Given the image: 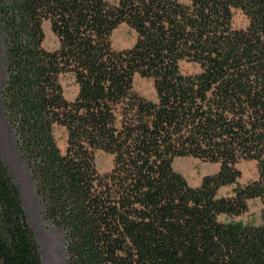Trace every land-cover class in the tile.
Masks as SVG:
<instances>
[{
    "label": "trees",
    "instance_id": "1",
    "mask_svg": "<svg viewBox=\"0 0 264 264\" xmlns=\"http://www.w3.org/2000/svg\"><path fill=\"white\" fill-rule=\"evenodd\" d=\"M236 11L246 29L234 28ZM45 21L54 51L43 46ZM122 24L137 41L116 50ZM0 29L5 113L69 264H264V0H0ZM183 61L201 71L184 75ZM137 74L153 80L157 101L135 91ZM98 152L113 156L110 172L98 171ZM188 157L219 171L192 187L174 168ZM242 161L258 165L246 185ZM255 199L261 225L221 221ZM0 264H43L1 153Z\"/></svg>",
    "mask_w": 264,
    "mask_h": 264
},
{
    "label": "rangeland",
    "instance_id": "2",
    "mask_svg": "<svg viewBox=\"0 0 264 264\" xmlns=\"http://www.w3.org/2000/svg\"><path fill=\"white\" fill-rule=\"evenodd\" d=\"M115 4L119 0H107ZM191 0H181L184 4H189ZM249 25L248 18L241 12L236 11L233 19V26L236 29H246ZM45 40L43 46L45 49L54 51L59 47V41L51 30L49 21L44 22ZM137 41V33L127 24L120 25L112 35V46L116 50H125L132 48ZM181 71L184 75H193L201 71L200 66L195 63L183 61L180 63ZM7 72L5 66V34L0 29V145L2 146L9 165L5 164L14 181L18 185L23 195L25 204L24 208L27 213L30 227L34 230L36 239L40 247L48 249L50 258L56 264H69L67 253V243L62 230L53 225L45 217L42 200L39 197L36 186L31 179V173L17 149V139L9 120L5 113V106L1 99V91ZM61 84L64 88L65 96L69 101H74L78 95L79 87L72 75L67 74L61 77ZM134 89L141 96L151 101H157V93L152 79L142 78L140 75L134 77ZM58 145L63 153L67 149L68 134L64 127L58 126L55 130ZM1 157L2 152L0 150ZM3 159V157H2ZM113 156L105 152H98L96 155V166L101 174L111 171L113 168ZM4 161V160H3ZM5 163V162H4ZM219 165L205 163L194 158H179L174 163L176 171L182 173L188 180L189 184H194L205 175H212L219 171ZM238 168L242 172L239 184L247 183L258 178V165L255 161H242ZM13 170V174L11 171ZM235 186L224 187L219 191V196H231ZM249 210L247 213L228 219L221 217V221H235L247 225L259 226L262 224L263 204L261 200L255 199L248 203ZM53 258H52V257Z\"/></svg>",
    "mask_w": 264,
    "mask_h": 264
},
{
    "label": "bare ground",
    "instance_id": "3",
    "mask_svg": "<svg viewBox=\"0 0 264 264\" xmlns=\"http://www.w3.org/2000/svg\"><path fill=\"white\" fill-rule=\"evenodd\" d=\"M0 150L2 152V157H3V160L5 162V164L9 165V162L5 156V153H4V150L2 148V146L0 145ZM11 173L13 174V170L11 171ZM22 198H23V201H24V204H25V200H24V197L22 195ZM41 254H42V260H43V264H56V262L54 261L55 259H51L50 258V255H49V252H48V249L44 248V247H41ZM52 257V256H51ZM53 258V257H52Z\"/></svg>",
    "mask_w": 264,
    "mask_h": 264
},
{
    "label": "crops",
    "instance_id": "4",
    "mask_svg": "<svg viewBox=\"0 0 264 264\" xmlns=\"http://www.w3.org/2000/svg\"><path fill=\"white\" fill-rule=\"evenodd\" d=\"M187 179V178H186ZM188 181V180H187ZM202 178H200L198 181H195L194 184H190L192 187H199L201 185ZM189 183V182H188Z\"/></svg>",
    "mask_w": 264,
    "mask_h": 264
}]
</instances>
